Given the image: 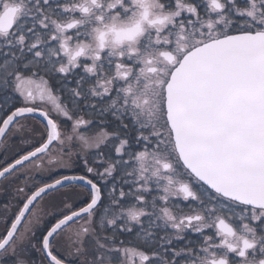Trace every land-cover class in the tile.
<instances>
[{"label":"snow or ice","instance_id":"1","mask_svg":"<svg viewBox=\"0 0 264 264\" xmlns=\"http://www.w3.org/2000/svg\"><path fill=\"white\" fill-rule=\"evenodd\" d=\"M11 185L0 264H264V0H0Z\"/></svg>","mask_w":264,"mask_h":264},{"label":"trees","instance_id":"2","mask_svg":"<svg viewBox=\"0 0 264 264\" xmlns=\"http://www.w3.org/2000/svg\"><path fill=\"white\" fill-rule=\"evenodd\" d=\"M14 188H15V185H11L7 188L8 192H6V189L1 187V189L4 191V194L0 198V204H6L9 202H12L13 204H15L16 201L14 200L13 194H11V193H14V191H13Z\"/></svg>","mask_w":264,"mask_h":264},{"label":"flooded vegetation","instance_id":"3","mask_svg":"<svg viewBox=\"0 0 264 264\" xmlns=\"http://www.w3.org/2000/svg\"><path fill=\"white\" fill-rule=\"evenodd\" d=\"M9 155H11V153H9ZM63 171H65V174H71V173H68L66 170H63ZM46 179H47V174L46 173H44V174H40V173L36 174V180L37 181H42V180H46ZM6 192H8L7 189H6ZM3 194H4V191L0 187V198L3 196ZM11 194H13V196H15V192L11 193ZM32 255H33V258L36 259L37 264H39V259L40 258L38 256V254L33 253Z\"/></svg>","mask_w":264,"mask_h":264},{"label":"rangeland","instance_id":"4","mask_svg":"<svg viewBox=\"0 0 264 264\" xmlns=\"http://www.w3.org/2000/svg\"><path fill=\"white\" fill-rule=\"evenodd\" d=\"M16 203V202H15ZM3 204H0V206H2Z\"/></svg>","mask_w":264,"mask_h":264}]
</instances>
